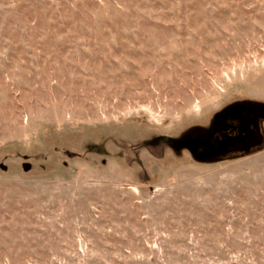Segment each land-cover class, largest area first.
Listing matches in <instances>:
<instances>
[{"label":"rangeland","instance_id":"obj_1","mask_svg":"<svg viewBox=\"0 0 264 264\" xmlns=\"http://www.w3.org/2000/svg\"><path fill=\"white\" fill-rule=\"evenodd\" d=\"M235 103L264 0H0V264H264V118L186 145Z\"/></svg>","mask_w":264,"mask_h":264},{"label":"trees","instance_id":"obj_2","mask_svg":"<svg viewBox=\"0 0 264 264\" xmlns=\"http://www.w3.org/2000/svg\"><path fill=\"white\" fill-rule=\"evenodd\" d=\"M257 105L249 103H235L232 104L220 112H218L213 120V125L210 131L202 132L199 140L194 141L188 139L195 152L202 150L203 154H216L222 151L230 153L235 150H245V147L240 143L241 140L247 139L249 132H256L254 139L259 140L257 135L258 121H252V110ZM187 139V138H186ZM179 142L181 145H185V140ZM188 147V146H187ZM221 154V153H220Z\"/></svg>","mask_w":264,"mask_h":264},{"label":"flooded vegetation","instance_id":"obj_3","mask_svg":"<svg viewBox=\"0 0 264 264\" xmlns=\"http://www.w3.org/2000/svg\"><path fill=\"white\" fill-rule=\"evenodd\" d=\"M252 121L254 120L255 122H257V119H261V118H264V107H255L254 110H252V117H251ZM257 135H259V138H260V134H259V130L257 128ZM256 136V132L254 131L253 133L252 132H249V136L247 139H244V140H241L240 143L242 145H244L245 147H250L251 145L253 144H256L259 142V140L256 141V139H254ZM219 153H225V151H222V152H219Z\"/></svg>","mask_w":264,"mask_h":264},{"label":"water","instance_id":"obj_4","mask_svg":"<svg viewBox=\"0 0 264 264\" xmlns=\"http://www.w3.org/2000/svg\"><path fill=\"white\" fill-rule=\"evenodd\" d=\"M195 140H196V141L199 140V137L196 138ZM193 141H194V139H193ZM190 143H191L190 141H187V142H186V145H187V146H188L193 152H195V150L193 149V146H192Z\"/></svg>","mask_w":264,"mask_h":264}]
</instances>
